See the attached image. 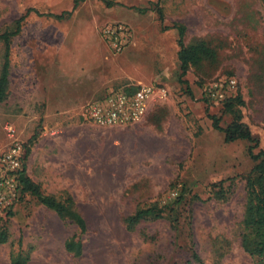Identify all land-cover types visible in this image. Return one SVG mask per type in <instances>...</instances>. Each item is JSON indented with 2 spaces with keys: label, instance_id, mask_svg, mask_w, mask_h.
<instances>
[{
  "label": "rangeland",
  "instance_id": "obj_1",
  "mask_svg": "<svg viewBox=\"0 0 264 264\" xmlns=\"http://www.w3.org/2000/svg\"><path fill=\"white\" fill-rule=\"evenodd\" d=\"M74 1L0 0V33L11 31L27 8L60 14ZM107 2L113 5L79 1L63 20L31 11L9 40L0 146L8 142L5 126L20 144L34 133L26 176L56 200L68 195L86 231L79 238L81 255L72 257L62 243L78 237L75 226L21 194L0 218L7 235L0 264L18 255L29 257L26 264H256L239 247L244 181L254 164L248 142H223L210 117L225 128L232 116L204 101L200 91L217 78H235L242 103L234 109L256 139L253 152H264V0ZM156 10L170 29L162 30ZM181 24L183 44L200 38L216 53L213 64L189 68L182 84L171 28ZM114 25L131 34L119 54L100 36L103 26ZM3 50L0 42V65ZM115 76L132 79L123 89L158 83L164 97L152 100L144 119L130 128L81 120V107L101 92L87 90ZM148 207L160 210V218L127 231L123 219Z\"/></svg>",
  "mask_w": 264,
  "mask_h": 264
},
{
  "label": "trees",
  "instance_id": "obj_2",
  "mask_svg": "<svg viewBox=\"0 0 264 264\" xmlns=\"http://www.w3.org/2000/svg\"><path fill=\"white\" fill-rule=\"evenodd\" d=\"M79 1L82 0H75L69 11H64L60 14L40 13L31 8H27L24 14L19 16L14 21L13 29L11 31L0 33V42L4 48L2 62L0 65V101L4 100L5 90L8 84L9 40L19 33L21 23L25 20L28 14L33 11L39 16L53 17L55 20H63L71 15ZM101 1L105 2L108 6L113 5L107 2V0ZM156 12L158 22L160 23L162 30L170 29L162 26L163 19L160 10H156ZM171 28L176 32V81L182 84L186 83L182 77L189 70V68L198 70L204 63H208V65L213 64L216 61V53L206 41L200 38L183 44L182 39L185 32L184 25H172ZM229 77L230 76L227 78ZM204 84H202L201 90ZM186 91H188V89H186ZM202 99L207 101L203 97ZM237 103L242 102L239 96H236L235 94L233 97L220 102L219 104L223 106V110L226 113H229L232 116V119L225 128H221L218 126L217 119L210 117L211 127L214 131L222 133L224 143H231L235 140H245L248 142L246 145V151L254 164L249 173L245 176L244 181V204L240 221L239 247L249 257L254 258L256 264H264V152L260 150L253 152V149L256 147V139L251 136L247 126L240 121L239 111L234 109V105ZM33 139H35L34 133L23 144H20L22 154L21 171L18 176L19 191H17V199L21 194H27L30 197L32 196L38 204L52 211L61 221H67L74 225L78 231V237L71 236L67 238L62 243V249L64 252L72 255V257H79L81 255V242L79 238L86 231V224L84 218L78 213L73 200H71L68 195H65L60 200H56L52 197V195L41 193L39 186L26 176V160L29 155V147L33 142ZM217 185L219 186L221 183L218 182L215 186ZM9 212L10 211L7 212L6 216H8ZM149 218H160V210H156L154 207L136 209L133 214L123 219V224L127 231H132L135 225H137L140 221ZM1 219L5 220L3 218ZM6 240L7 235L5 226L0 225V245L6 242ZM219 250L220 249L216 251L218 252V259L222 256L221 253H219ZM191 256L193 259L197 260L196 253L193 250H191ZM28 260L29 257L27 255H18L10 257V264H26Z\"/></svg>",
  "mask_w": 264,
  "mask_h": 264
},
{
  "label": "built area",
  "instance_id": "obj_3",
  "mask_svg": "<svg viewBox=\"0 0 264 264\" xmlns=\"http://www.w3.org/2000/svg\"><path fill=\"white\" fill-rule=\"evenodd\" d=\"M101 40L112 52L119 54L131 37L123 25L103 26L100 29ZM235 78L220 77L206 83L200 96L210 103L218 104L234 96ZM164 90L156 83H136L126 89H109L86 102L80 110L79 117L90 124L106 128H130L142 121L148 111L150 102L160 100ZM7 144L0 146V217L4 218L17 199L18 176L21 171V146L16 140L11 126L4 127Z\"/></svg>",
  "mask_w": 264,
  "mask_h": 264
},
{
  "label": "crops",
  "instance_id": "obj_4",
  "mask_svg": "<svg viewBox=\"0 0 264 264\" xmlns=\"http://www.w3.org/2000/svg\"><path fill=\"white\" fill-rule=\"evenodd\" d=\"M119 80H122V79L121 78H118L117 79L116 76H115V78L113 80H111V79H108V80H104V79L103 80H100V81L97 82V85H95L91 89H88L87 92L96 93L98 91H101L99 94L91 97V98H93V97L95 98V97L99 96L103 91H105L107 89H116V88L118 89V87H120V88L123 89V87L129 85L130 82L132 81V79L131 80L124 79L123 81H119ZM122 82H124V83H122ZM151 82H152V80H151ZM156 84H158V83H156ZM102 87H105L106 89L102 90L103 89ZM146 115H147V113H146ZM28 159L29 158H27L26 166H27Z\"/></svg>",
  "mask_w": 264,
  "mask_h": 264
}]
</instances>
